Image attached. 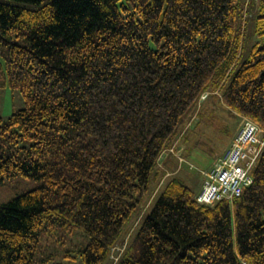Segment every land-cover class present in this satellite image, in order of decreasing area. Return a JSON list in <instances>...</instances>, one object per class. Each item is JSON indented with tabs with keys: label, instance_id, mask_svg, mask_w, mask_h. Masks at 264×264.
I'll list each match as a JSON object with an SVG mask.
<instances>
[{
	"label": "trees",
	"instance_id": "obj_1",
	"mask_svg": "<svg viewBox=\"0 0 264 264\" xmlns=\"http://www.w3.org/2000/svg\"><path fill=\"white\" fill-rule=\"evenodd\" d=\"M120 1L0 0V87L25 103L0 184L38 183L0 202V264H61L79 231L105 264L204 94L264 129V0ZM252 174L214 204L171 177L116 264H264V148Z\"/></svg>",
	"mask_w": 264,
	"mask_h": 264
},
{
	"label": "rangeland",
	"instance_id": "obj_2",
	"mask_svg": "<svg viewBox=\"0 0 264 264\" xmlns=\"http://www.w3.org/2000/svg\"><path fill=\"white\" fill-rule=\"evenodd\" d=\"M250 44L251 41L246 42V48ZM24 105V98L19 90L0 87V116L7 118ZM245 119L223 105L218 97L209 95L202 98L196 108H192L185 122L183 121L175 142L160 157L159 176L147 193L145 204L139 208L137 217L129 225L122 239L112 247L105 264L118 262L128 247L139 222L149 213L152 204L171 177L179 176L188 181L196 191L200 190L204 171H207L215 160L227 152ZM260 136L264 137V131H260ZM21 144L28 145V142L21 141ZM37 184L36 181L21 176L6 180L0 184V202L11 200L18 194L35 188ZM82 241L84 237L79 231L71 243L54 250L53 260L61 264H83L79 254ZM67 249L70 250L71 256L66 255Z\"/></svg>",
	"mask_w": 264,
	"mask_h": 264
},
{
	"label": "built area",
	"instance_id": "obj_3",
	"mask_svg": "<svg viewBox=\"0 0 264 264\" xmlns=\"http://www.w3.org/2000/svg\"><path fill=\"white\" fill-rule=\"evenodd\" d=\"M206 94L202 96L205 98ZM264 131L251 119L246 118L235 135L230 148L207 171L196 200L214 204L223 199H234L253 182V168L264 148Z\"/></svg>",
	"mask_w": 264,
	"mask_h": 264
},
{
	"label": "crops",
	"instance_id": "obj_4",
	"mask_svg": "<svg viewBox=\"0 0 264 264\" xmlns=\"http://www.w3.org/2000/svg\"><path fill=\"white\" fill-rule=\"evenodd\" d=\"M216 161V160H215Z\"/></svg>",
	"mask_w": 264,
	"mask_h": 264
}]
</instances>
